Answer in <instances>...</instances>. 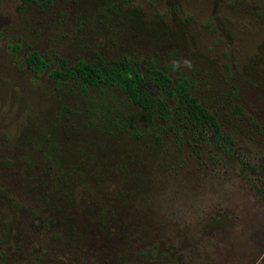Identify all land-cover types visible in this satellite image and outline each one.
Listing matches in <instances>:
<instances>
[{"label": "rangeland", "instance_id": "obj_1", "mask_svg": "<svg viewBox=\"0 0 264 264\" xmlns=\"http://www.w3.org/2000/svg\"><path fill=\"white\" fill-rule=\"evenodd\" d=\"M31 50L43 71L28 70ZM120 59L152 112H179L159 159L88 126L84 99L102 92L50 75ZM153 70L172 81L158 85ZM178 76L220 134L169 93ZM49 131L60 145L47 153ZM57 153L71 172L59 180L43 160ZM85 157L102 171L80 168ZM261 165L264 0H0V264H264Z\"/></svg>", "mask_w": 264, "mask_h": 264}, {"label": "trees", "instance_id": "obj_2", "mask_svg": "<svg viewBox=\"0 0 264 264\" xmlns=\"http://www.w3.org/2000/svg\"><path fill=\"white\" fill-rule=\"evenodd\" d=\"M25 61L28 70L34 72L39 70L43 71V67L46 66V58L34 50H31L27 54ZM100 63L101 62L93 63L91 61L77 60L69 67L61 65L56 67L51 71L50 75L52 81L60 85H67L69 82H78L85 88H96L99 90V93L102 92V94H98L96 98L84 99L88 103L85 111L87 120L89 121L88 126L92 130L105 136H112V138L113 136H117V138L124 137V139L128 138L138 141L139 143L144 142V146L147 148L146 151L154 150L153 148L156 149L154 152L148 151L149 157H155V159L161 158L162 155L167 153L166 151L170 149L171 141L169 138L172 132L171 127L175 120L180 119L178 110H173L172 112L166 110L165 113L152 112L150 110L151 102L146 100V97L140 90L142 84L141 75L137 72H131L129 63L126 60L120 59L110 63ZM150 76L156 78L160 86H163L162 84L166 81H172L168 75L161 70H153ZM173 82L174 85L172 88L170 87L169 93L173 94L174 91H176L178 103H182V107L189 113H198L201 118L209 124L213 133L220 134L221 122L219 117L209 108V103L205 100H199L192 95L190 91V79L178 76ZM106 87L119 89L123 98L118 100L111 98L109 95L105 96L104 91ZM232 111L240 113L241 110L234 105ZM95 118L98 120L96 121ZM57 140L56 133L52 131L44 135L43 141L46 142L45 145L48 146L47 153L51 151L52 147H59L60 144ZM176 143L177 142H175V144ZM37 149L40 150V148ZM134 149L135 145L125 146L122 151L126 154L121 152L122 158H130V164L138 162L141 159L136 153L132 155ZM103 150L104 149H101L99 146L94 145L93 148L91 147V154L92 156L95 154L97 156L98 153L96 151ZM176 150H179L177 146ZM46 155L47 154L43 155V160L47 162L45 163V167L54 173L55 180H59L65 176L66 173H71L69 170L63 172L62 166H64V160L61 159L60 153H57L58 157L55 156L57 159L53 158L54 162H52L51 157L47 158ZM52 156L54 157V155ZM168 157L169 156H167V158ZM84 159H86V157L83 158L81 160L82 163L78 165L80 168L91 169V172L92 169L93 171L95 169L96 173L102 171L100 165H92V162H84ZM33 163H37V166H39L37 160ZM153 163L155 164L154 160ZM261 166L262 173H264V165ZM141 168L144 169L142 171H147L143 163L141 164ZM55 169L56 171H54ZM125 169L126 168L120 167L118 171L123 173ZM159 169L163 168L159 166L156 170Z\"/></svg>", "mask_w": 264, "mask_h": 264}, {"label": "flooded vegetation", "instance_id": "obj_3", "mask_svg": "<svg viewBox=\"0 0 264 264\" xmlns=\"http://www.w3.org/2000/svg\"><path fill=\"white\" fill-rule=\"evenodd\" d=\"M5 264V263H4Z\"/></svg>", "mask_w": 264, "mask_h": 264}]
</instances>
